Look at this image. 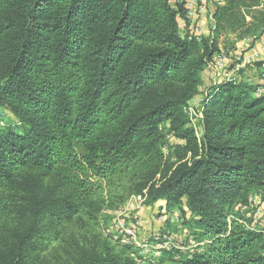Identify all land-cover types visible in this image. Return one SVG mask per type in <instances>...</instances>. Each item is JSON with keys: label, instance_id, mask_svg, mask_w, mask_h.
<instances>
[{"label": "trees", "instance_id": "16d2710c", "mask_svg": "<svg viewBox=\"0 0 264 264\" xmlns=\"http://www.w3.org/2000/svg\"><path fill=\"white\" fill-rule=\"evenodd\" d=\"M187 12L184 0H0V110L14 118L0 128V264H137L131 246L65 238L123 181L202 244L165 261L264 264V236L233 210L264 196V91L244 68L201 80L221 50L263 37L264 0L213 3L208 36L181 34ZM245 68L264 79V60Z\"/></svg>", "mask_w": 264, "mask_h": 264}, {"label": "rangeland", "instance_id": "374dc122", "mask_svg": "<svg viewBox=\"0 0 264 264\" xmlns=\"http://www.w3.org/2000/svg\"><path fill=\"white\" fill-rule=\"evenodd\" d=\"M184 1L188 11L186 14L187 21L184 27L183 20L178 21L180 32L181 34H185L189 31L195 34L189 28L196 27L195 22L197 20L194 19L197 9L195 8L196 0ZM197 4H199V2ZM241 42H236L233 45L235 51L232 50L229 53L221 50V52L216 55L228 53L231 55H235L236 53L243 55L242 47H240ZM229 47H232V45L229 44ZM222 48L223 47H221V49ZM213 58L214 57L206 63L204 70L201 72L203 87L209 86L213 82L223 80L224 73L232 74L234 70L231 68L235 67L236 61L233 62V59H230L223 71L218 73L215 72L210 66ZM248 66L250 65H245L243 67L245 69L243 72L244 77H246L249 83L259 84V86H261L260 90L263 92V77L257 79L259 76L254 70L245 68ZM235 73L234 71L233 76H237ZM257 94H260V91L257 92ZM200 100L201 99L197 97L190 101V106L192 108L190 117L193 122H196V117H200ZM12 121H14V118L10 113L5 110H0V128ZM166 129L167 126H165L163 130L166 131ZM167 140L168 147L171 148L181 143L168 135ZM162 151L165 157L172 156V152H169V148L163 149ZM111 188H114L111 190L114 200H108L106 198V202H108L98 212L92 213L87 211L79 214L74 221L72 220L68 224L67 228L69 234H66V239L77 241L80 244L86 243L88 244L87 246H90L89 244H93L98 239L104 238L114 247L124 244L131 246L136 250L133 257L137 264H179L174 261H165L163 259L164 252L169 250H180L183 254L185 253L190 256L195 251L201 250L202 244L194 241L189 233L180 225L181 214L178 210L166 212L163 209L162 202H157L152 207L144 206V198L135 194L130 195L128 189L134 187L129 183H125V181ZM139 197L142 198L139 199ZM16 210H10L6 216V219L9 221L7 223H10L9 226L11 227L14 226L21 217L20 210L17 208ZM233 210L244 218V221L239 222L243 224L245 230L257 231L264 236V196L247 195L239 204L233 207ZM63 247L64 246L60 244L57 248L59 253L64 250Z\"/></svg>", "mask_w": 264, "mask_h": 264}, {"label": "crops", "instance_id": "0c3cea01", "mask_svg": "<svg viewBox=\"0 0 264 264\" xmlns=\"http://www.w3.org/2000/svg\"><path fill=\"white\" fill-rule=\"evenodd\" d=\"M218 0H196L195 8L196 12L194 15V19H196V28H198L199 35L208 36L210 28L213 27V20L211 18V12H212V4L217 2ZM199 2V4H197ZM261 40H264V35L261 38ZM260 39L257 41H248L244 40L240 43V47H242V50H247V47L250 46V50H247V53H244V56H247L248 54L252 53L253 51L259 52L258 55V61L264 60V52L260 51ZM239 53V52H238ZM239 55H242L239 53ZM254 62V61H253Z\"/></svg>", "mask_w": 264, "mask_h": 264}, {"label": "built area", "instance_id": "2783aa9c", "mask_svg": "<svg viewBox=\"0 0 264 264\" xmlns=\"http://www.w3.org/2000/svg\"><path fill=\"white\" fill-rule=\"evenodd\" d=\"M189 18V17H188ZM183 22V27L186 26V22ZM195 27V26H194ZM191 31H193L195 34L194 35H199L198 33V28H189ZM259 40V39H258ZM248 41H250L248 39ZM257 41V40H256ZM260 51L264 52V40L260 39ZM247 50H250V46L247 47ZM247 50H243V53H247ZM258 55L259 52H255L253 51L252 53L248 54L247 56L244 55H239V54H235V55H231V54H220V55H215L213 56L214 58L212 59V62L210 63L211 69L215 70V72H221L224 70V68L226 67L227 63L230 61V59H233V62H235V67L234 70L232 71V74H228V73H224V80L227 81H231L234 80V76L233 73L234 71L236 72L238 69L243 68L245 65H250V63H252L253 61H257L258 59ZM240 62V63H239ZM264 80V79H263ZM261 90H258V92ZM192 108H189V113H191ZM200 117L201 114L199 113ZM142 197H139V199H141Z\"/></svg>", "mask_w": 264, "mask_h": 264}]
</instances>
